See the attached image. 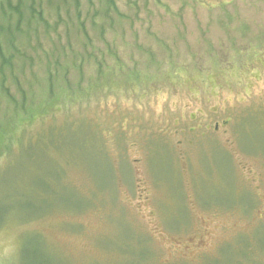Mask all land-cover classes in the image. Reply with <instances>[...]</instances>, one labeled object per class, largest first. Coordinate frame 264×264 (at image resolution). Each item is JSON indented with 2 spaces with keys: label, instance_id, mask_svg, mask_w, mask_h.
I'll use <instances>...</instances> for the list:
<instances>
[{
  "label": "rangeland",
  "instance_id": "1",
  "mask_svg": "<svg viewBox=\"0 0 264 264\" xmlns=\"http://www.w3.org/2000/svg\"><path fill=\"white\" fill-rule=\"evenodd\" d=\"M0 51V264H264V0H0Z\"/></svg>",
  "mask_w": 264,
  "mask_h": 264
},
{
  "label": "trees",
  "instance_id": "2",
  "mask_svg": "<svg viewBox=\"0 0 264 264\" xmlns=\"http://www.w3.org/2000/svg\"><path fill=\"white\" fill-rule=\"evenodd\" d=\"M39 16H40V14H39ZM0 54H1V51H0Z\"/></svg>",
  "mask_w": 264,
  "mask_h": 264
}]
</instances>
